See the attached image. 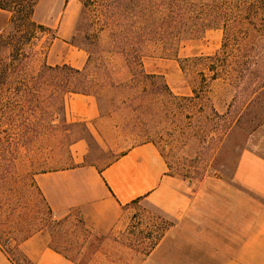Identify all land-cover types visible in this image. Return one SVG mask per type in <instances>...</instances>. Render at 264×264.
<instances>
[{
    "label": "rangeland",
    "instance_id": "obj_1",
    "mask_svg": "<svg viewBox=\"0 0 264 264\" xmlns=\"http://www.w3.org/2000/svg\"><path fill=\"white\" fill-rule=\"evenodd\" d=\"M70 1L68 9L76 16L74 33L68 40L73 48L63 43L51 47L58 37V31L45 25L49 31H38L31 46L26 49L33 55L30 69L35 72L44 64L50 66L52 63L69 61L77 52L83 51L88 56V62L82 69V76L75 77L74 81L80 83L81 87L83 84L87 86L92 93L90 95L100 101L103 113H109L106 115V126L111 130L104 129L109 146L105 148L96 141L94 143L80 124L72 128V137L66 140L65 136L70 135L69 130L63 128L58 117L54 123L47 121L52 129L42 133L31 147L23 148L17 146L19 133L14 124L8 121L1 124L0 244L15 262L23 260L22 252L18 250L19 242L41 229H47L54 245L65 249L68 254L70 247L87 243L88 232L82 220L76 217L59 220L52 216L30 179L34 174L80 165L82 150L77 146L71 147L75 138L86 137L88 148L85 164L96 163L100 166L113 161L123 150L153 143L165 159L168 174L179 180L182 187L193 190L214 184L215 181L233 179L242 155L252 153L264 158L263 116L259 120L261 123H256H259L257 126L241 125L231 139L224 142L221 133L211 128L199 129V125L195 128L194 117L200 109V100L193 103L184 101L182 104L180 101L181 98L193 97V90L199 91V96L209 106L207 117L212 115L210 107L224 115L230 107H241L258 97L259 104L264 102V31L259 76L251 83L246 82L255 89L248 94L237 95L232 88L235 85L222 79L213 81L208 74V64L195 59L212 56L221 49V30H210L201 38L184 44L177 56H166L157 47H147L143 70L147 75L159 78H142L143 84L140 82V86L131 90L126 88L132 80L130 67L114 44L117 39L113 37V31L117 30L115 27L113 31L105 29L104 25L108 16L103 14L105 4L113 2ZM198 1L209 3L210 0ZM81 2L87 5L83 15ZM66 6L64 0H44L40 6H36L34 21L40 25L47 21L57 24ZM7 20V17L0 15V27L6 25ZM74 37L82 48L71 45ZM62 75L59 74L58 78H62ZM163 83L169 87V91H165ZM156 89L162 92L159 97L140 99L134 104L131 102L141 92ZM126 214L129 226L126 222L125 230L133 232V237H124L122 241L131 246L134 241L146 237L157 238L170 224L168 217L147 203L130 207ZM98 240L99 237H91V244L99 243ZM146 246L149 247L150 242ZM133 259L134 256L127 253V260L134 262Z\"/></svg>",
    "mask_w": 264,
    "mask_h": 264
},
{
    "label": "crops",
    "instance_id": "obj_2",
    "mask_svg": "<svg viewBox=\"0 0 264 264\" xmlns=\"http://www.w3.org/2000/svg\"><path fill=\"white\" fill-rule=\"evenodd\" d=\"M65 2L57 24H41L58 31L53 48L57 43L67 45L74 33L76 16L68 9L71 1ZM69 61L50 66L82 70L88 56L79 51ZM92 96L68 95L65 117L69 124H83L87 136L106 148L109 113H103L100 101ZM85 140L83 136L71 146L82 150L80 165L30 179L52 216L82 220L87 243L70 247L68 254L54 245L47 229H41L19 242L23 257L19 262L0 244V264H264V158L242 155L233 179L193 190L168 174L165 159L153 143L123 150L100 166L85 164ZM142 203L159 210L170 224L157 238L146 237L131 246L122 241L133 237L125 230L126 212ZM91 237H99V243L91 244ZM127 253L134 262L127 260Z\"/></svg>",
    "mask_w": 264,
    "mask_h": 264
},
{
    "label": "trees",
    "instance_id": "obj_3",
    "mask_svg": "<svg viewBox=\"0 0 264 264\" xmlns=\"http://www.w3.org/2000/svg\"><path fill=\"white\" fill-rule=\"evenodd\" d=\"M107 1L102 0L103 3ZM110 1L113 4H105L103 11V14H108L104 25L105 29L112 31L116 28L117 31H113V37L117 39L115 47L130 67L132 80L126 88L135 90L140 82L143 84L142 78H159L147 75L143 70L147 47H157L166 56H177L184 44L201 38L210 30H221V49L212 56L195 58L196 61L208 64V74L213 81L222 79L234 84L232 88L237 95L255 90L246 82H253L261 67L264 0H210L209 3L198 0ZM38 2L0 0V15L8 19L6 25L0 27V128L7 121L14 124L19 133L17 146L23 148L31 147L42 133L52 129L48 120L54 123L60 117L63 128L70 133L78 124H69L66 120V97L70 94H92L87 86L83 84L81 87L74 81L75 77L82 76L83 70L68 65L52 67L44 64L37 71H31L33 55L26 49L38 31L48 30L34 21ZM81 3L83 15L87 5ZM113 19L115 21L109 23ZM71 45L82 48L75 37ZM59 74L63 77L58 78ZM163 84L165 91H169V87ZM193 92V97L181 98L180 101L181 104L184 101H201L194 117L195 128L197 125L199 129L211 128L221 133L224 142L230 140L241 125L257 126L261 116L264 117V102L258 103L260 97L245 102L241 107L232 106L224 115L210 107L212 115L207 117V102L201 99L199 91ZM161 93L157 89L145 90L131 102L159 97ZM143 104L139 106L145 107ZM234 112L235 116L232 115ZM71 137L70 133L65 139Z\"/></svg>",
    "mask_w": 264,
    "mask_h": 264
}]
</instances>
